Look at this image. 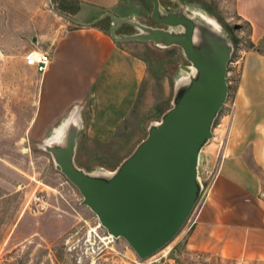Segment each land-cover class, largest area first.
Segmentation results:
<instances>
[{"label":"rangeland","instance_id":"rangeland-1","mask_svg":"<svg viewBox=\"0 0 264 264\" xmlns=\"http://www.w3.org/2000/svg\"><path fill=\"white\" fill-rule=\"evenodd\" d=\"M137 3L136 17L151 20L149 0ZM187 15L202 19L225 34L233 46L227 66L228 94L212 127L213 138L199 157L202 192L177 236L162 250L140 260L121 238H110L97 217L81 204L78 190L55 168L42 145L57 135L75 106L47 121L41 76L24 59L38 49L43 34L59 23L73 25L76 0H0V264H190L183 232L225 158L246 156L234 163L264 181V37L254 44L249 24L234 11V0H179ZM161 8L176 6L159 0ZM131 11L129 5L120 7ZM65 16V17H63ZM108 33L109 21L97 23ZM136 30L122 26L119 33ZM234 40V41H233ZM148 65L134 109L105 146L78 139L75 164L87 172L113 171L146 137L151 123L171 107L176 80L189 66L178 47L160 49L152 43L129 42ZM120 44V43H119ZM125 44V43H123ZM251 64V70L245 64ZM241 165V166H239Z\"/></svg>","mask_w":264,"mask_h":264},{"label":"water","instance_id":"water-1","mask_svg":"<svg viewBox=\"0 0 264 264\" xmlns=\"http://www.w3.org/2000/svg\"><path fill=\"white\" fill-rule=\"evenodd\" d=\"M151 20L158 27L105 12L89 23L108 19V35L116 43H152L160 49L178 47L189 66L176 80L171 107L151 123L146 137L111 172H87L75 164L81 120L72 111L61 131L42 149L55 168L78 190L81 204L112 238L123 239L140 260L167 246L188 220L203 185L199 157L212 139V127L225 104L227 66L233 46L219 29L193 19L179 0L168 10L149 0ZM122 26L136 30L119 33Z\"/></svg>","mask_w":264,"mask_h":264},{"label":"crops","instance_id":"crops-1","mask_svg":"<svg viewBox=\"0 0 264 264\" xmlns=\"http://www.w3.org/2000/svg\"><path fill=\"white\" fill-rule=\"evenodd\" d=\"M74 20L89 23L105 12L136 17L132 0H76ZM129 5L131 11L120 7ZM235 14L249 24L250 39L264 37V0H234ZM40 51L51 62L41 76V97L47 121L68 108L82 110L79 138L109 145L134 109L148 74L145 57L132 43L111 40L101 27L59 23L43 34ZM251 70V64H245ZM246 156L224 159L183 232L190 264H264V208L256 201L259 179L248 169H235ZM241 166V165H239Z\"/></svg>","mask_w":264,"mask_h":264},{"label":"built area","instance_id":"built-area-1","mask_svg":"<svg viewBox=\"0 0 264 264\" xmlns=\"http://www.w3.org/2000/svg\"><path fill=\"white\" fill-rule=\"evenodd\" d=\"M24 59L34 65V69L38 74H43L51 62L49 54L45 52L30 51L26 53ZM256 201L264 208V181L256 196Z\"/></svg>","mask_w":264,"mask_h":264},{"label":"bare ground","instance_id":"bare-ground-1","mask_svg":"<svg viewBox=\"0 0 264 264\" xmlns=\"http://www.w3.org/2000/svg\"><path fill=\"white\" fill-rule=\"evenodd\" d=\"M64 177H65V176H64ZM99 225H100V224H99ZM100 227H102V226L100 225ZM108 236H109L110 238H107V239H109V240H110L112 237H111L110 235H108Z\"/></svg>","mask_w":264,"mask_h":264},{"label":"trees","instance_id":"trees-1","mask_svg":"<svg viewBox=\"0 0 264 264\" xmlns=\"http://www.w3.org/2000/svg\"><path fill=\"white\" fill-rule=\"evenodd\" d=\"M95 26H98L97 24ZM99 27V26H98ZM234 41V40H233Z\"/></svg>","mask_w":264,"mask_h":264},{"label":"flooded vegetation","instance_id":"flooded-vegetation-1","mask_svg":"<svg viewBox=\"0 0 264 264\" xmlns=\"http://www.w3.org/2000/svg\"><path fill=\"white\" fill-rule=\"evenodd\" d=\"M156 27H158V26H156Z\"/></svg>","mask_w":264,"mask_h":264}]
</instances>
